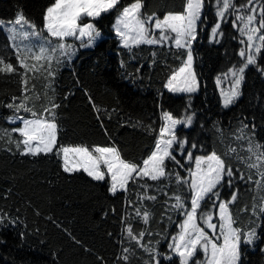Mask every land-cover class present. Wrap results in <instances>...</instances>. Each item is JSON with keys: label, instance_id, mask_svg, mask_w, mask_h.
<instances>
[{"label": "snow or ice", "instance_id": "6c2138e0", "mask_svg": "<svg viewBox=\"0 0 264 264\" xmlns=\"http://www.w3.org/2000/svg\"><path fill=\"white\" fill-rule=\"evenodd\" d=\"M41 16L40 26L22 11L10 26L0 21L10 42L0 48V73L19 77V93L0 102L11 113L4 118L10 127H0V151L14 158L55 160L62 173L85 175L90 183L103 186L113 202L104 216L111 213L118 228L107 236L118 250L106 259L53 216L45 219L73 245L94 255L96 264H245L249 251H258L264 259V121L257 124L255 117L241 115L227 126L210 119L208 128L209 121H201L199 127L211 133L210 142L183 134L198 120L192 97L202 84L194 47L201 33L208 43L220 44L230 27L239 45L237 63L215 78L223 110L230 111L244 95L248 71L264 78V0H184L180 10H152L147 0H49ZM108 17H113L111 36L105 37L98 25ZM109 38L116 41L120 75L130 87L143 84L146 66L150 71L160 66L168 71L159 96L166 91L188 97L180 115L160 106L158 131L155 121L131 124L152 140L139 155L113 139L105 124L113 114L119 118L116 108H102L86 89L106 139L70 144L61 140L63 110L72 93L60 95L58 77L81 50L94 49ZM129 65L134 71L127 70ZM255 99L259 105L262 97L257 93ZM12 191L9 187L0 198L9 200ZM242 193L252 194L241 207ZM27 208L41 216L31 201ZM15 213L0 209V230L23 227L21 241L39 237V227L27 231L19 207ZM49 255L51 264H61V250L50 249Z\"/></svg>", "mask_w": 264, "mask_h": 264}, {"label": "trees", "instance_id": "16d2710c", "mask_svg": "<svg viewBox=\"0 0 264 264\" xmlns=\"http://www.w3.org/2000/svg\"><path fill=\"white\" fill-rule=\"evenodd\" d=\"M183 2L184 0H147L152 10H164L166 7L180 10ZM48 3L49 0H0V20L11 23L17 13L22 11L28 19L40 26L41 13ZM112 19L113 17H108L98 25L105 37L111 36ZM207 23H213L211 12L208 13ZM225 31L226 37L220 44L208 43L205 33H201V42L194 46L195 69L202 82L200 92L192 97V106L197 111L198 120L193 129L186 130L183 134L209 142L211 133L199 127L201 121H209L206 128L210 127V119H218L227 126L234 116L241 115L249 119L255 117L257 124L264 121V78L252 70L246 74L244 95L236 106L230 111L220 107L215 78L239 60L238 42L231 38L234 31L230 27L225 28ZM9 44L7 33L0 28V48ZM117 53L116 41L109 38L94 49L81 50L72 67L63 70L58 77L60 95L72 93L68 96L66 108L63 110L66 118L62 128L63 143H103L106 139L88 105L83 91L85 89L102 108H116L119 118L113 114L112 120L106 119L105 124L112 138L135 155H139L152 140L142 130L131 127V124H135L138 119L145 123L155 121L153 126L158 131L161 105L164 110H170L174 115L183 112L187 96H174L166 91L163 97L159 96V92L163 91L161 82L165 79L167 69L157 66L150 71L146 66L143 84L132 88L121 78L122 57ZM147 55L148 52L144 51L143 56ZM11 59L14 61V56ZM123 59L127 61L128 57L123 56ZM134 67L129 65L127 70L134 71ZM18 93L19 77L16 74L0 73V102L6 103L12 95ZM257 93L262 97L259 105L255 99ZM8 115H11L10 111L0 107V127H10L4 119ZM129 121L131 123L128 127L120 126ZM9 187L13 190L12 195L7 201L0 198V209L10 211L15 216V209L19 207L21 218H26L27 231L32 232L39 227L40 235H31L21 241L18 233L24 230L23 227L0 230V264H51L50 249L61 250V264H96L94 255L73 245L60 229L45 219L48 215L56 218L94 253L111 260L113 252L118 250L113 247L114 241L107 236L108 232L118 231L116 219L111 213L104 216V212L113 202L103 186L90 183L85 175L64 174L55 160L14 158L0 151V197ZM251 194H241V207L246 201L250 202ZM224 196L227 198L228 193L225 192ZM28 201L32 202L33 207L39 208L41 216L36 217L32 208H27ZM39 240H46L47 244L41 245ZM245 264H264V259L258 251H249L245 256Z\"/></svg>", "mask_w": 264, "mask_h": 264}, {"label": "rangeland", "instance_id": "374dc122", "mask_svg": "<svg viewBox=\"0 0 264 264\" xmlns=\"http://www.w3.org/2000/svg\"><path fill=\"white\" fill-rule=\"evenodd\" d=\"M1 21V20H0ZM12 23V22H11ZM11 23H5L4 22V25H6V26H10L11 25ZM0 28H2L3 30H4V27L3 26H0ZM5 31V30H4ZM6 32V31H5ZM226 86V85H225Z\"/></svg>", "mask_w": 264, "mask_h": 264}]
</instances>
